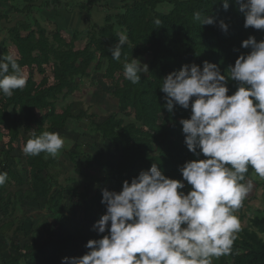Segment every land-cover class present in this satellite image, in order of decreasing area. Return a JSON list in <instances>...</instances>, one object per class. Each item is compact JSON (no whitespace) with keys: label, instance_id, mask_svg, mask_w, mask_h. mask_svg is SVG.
<instances>
[{"label":"trees","instance_id":"16d2710c","mask_svg":"<svg viewBox=\"0 0 264 264\" xmlns=\"http://www.w3.org/2000/svg\"><path fill=\"white\" fill-rule=\"evenodd\" d=\"M95 7L105 12L100 22H95L90 15ZM12 8L20 18L6 31L19 65L28 69V77L26 86L15 90L11 97L0 94V130H6L9 138L8 150L4 152L7 159L0 161V172H6L8 177L0 186L2 216L8 215L10 203L9 196H2L4 188L11 181L18 185L27 183L9 164L13 143L22 133L59 132L72 124L71 119L84 117V109H80L77 116L72 113L71 102L63 105L61 111H58V105L75 95L77 82L92 72H102L112 82V96L117 100L116 112L101 122L91 121L82 130L107 140L109 161L83 151L78 144L75 150L68 152L83 176L84 184H60L59 176L65 169L58 156L26 155L29 198L53 209L62 204L64 192H67L69 202L81 211L82 219L63 218L55 226L48 225L41 239L33 237L23 246L16 240L21 228L17 226L10 240L11 251L0 264H21V260L28 264H62L65 257H79L89 251L85 247L89 239H99L107 234L93 229L106 211L105 204L101 203L102 189L121 191L125 180L130 183L153 163H157L166 176L181 180L179 169L186 161L204 159L203 154L197 157L189 151L184 142L180 121L190 118V109L174 105L169 112L165 107V94L159 88L163 78L185 64L195 63L202 69L205 61L215 63L222 74H227L239 55H246L251 50L242 47V41L254 36L259 42L264 39V30L244 27L245 18L235 0H229L227 10L223 8L222 0H79L72 3L23 0L22 6L13 4ZM46 9L84 11L87 27L71 30L68 36L61 28L49 32L33 13ZM197 11L202 17H214L215 22L201 25L193 19ZM156 20L161 24L157 25ZM221 20L228 24L227 31L219 27ZM119 34H126L128 40L117 61L111 56L110 47L117 43ZM134 58L148 66V72L141 73V81L137 84H132L123 75L124 63ZM47 68L51 70L50 75L46 74ZM36 74L42 76L40 80L36 79ZM227 87L228 95H231L237 90L238 82L229 80ZM120 114L132 115V119L126 121ZM118 155L119 160L114 165L112 161ZM254 174L249 168L246 181L262 188L264 195V179L259 180ZM91 181L95 183L93 192L90 191ZM54 185L59 188L53 189ZM248 204L246 197L236 211L241 227L231 253L213 258L212 264L229 261L232 264H264V206L246 216L244 206Z\"/></svg>","mask_w":264,"mask_h":264},{"label":"clouds","instance_id":"9594fccd","mask_svg":"<svg viewBox=\"0 0 264 264\" xmlns=\"http://www.w3.org/2000/svg\"><path fill=\"white\" fill-rule=\"evenodd\" d=\"M244 16V27L264 30V0H235ZM225 10L229 0H222ZM193 19L211 25L214 17L194 12ZM157 25L161 24L156 20ZM227 31L228 24L219 21ZM119 34L110 47L119 61L127 43ZM250 52L240 54L227 74L215 63L203 68L185 64L163 78L159 87L169 112L174 105L190 109V118L181 119L189 151L204 159L186 161L180 167L183 180L166 176L153 163L141 170L122 190L102 189L105 213L93 229L105 233L89 239L84 255L63 258L62 264H212L213 258L230 254L240 230L235 212L253 189L246 181L251 168L264 179V39L254 36L242 41ZM148 66L134 58L123 65V75L132 84L141 81ZM238 82L228 95L227 82ZM27 77L18 58L9 53L0 57V94L11 97L22 90ZM65 148L58 133L33 131L22 148L25 155L46 153L55 158ZM0 172V186L7 180ZM191 186L185 193V183Z\"/></svg>","mask_w":264,"mask_h":264},{"label":"rangeland","instance_id":"374dc122","mask_svg":"<svg viewBox=\"0 0 264 264\" xmlns=\"http://www.w3.org/2000/svg\"><path fill=\"white\" fill-rule=\"evenodd\" d=\"M55 2H76L79 0H52ZM13 4L18 6L23 5V0H0V16L6 15V18L0 17V57L12 53L16 56V50L13 44L10 42L6 28L12 26L15 21L20 18L17 13L13 11ZM165 9V8H164ZM97 8L91 10V17L95 22H100L105 16V12L97 10L99 15L95 14ZM77 9L72 12H67L62 9L58 12L46 9L43 12H33L37 17L40 24L52 32L56 28L65 29L64 34L68 36L71 30L82 29L87 27V13L84 17H80ZM94 13V14H93ZM24 75L28 77V69L23 68ZM46 74L50 75L51 70L47 68ZM42 76L36 74V79L40 80ZM78 91L75 95L68 97L65 101L60 102L58 105V111H61L63 105L67 102L73 103L71 111L74 115H79L80 109H84L86 115L81 119H71V125L58 133L65 140V148L61 150L58 155L60 165L65 169V172L59 176V182L62 185L67 184H84L83 176L77 171L74 163L70 160L68 152L75 150V146L81 145L83 151L97 154L101 160L109 161L107 151V140L102 139L99 134L88 135L82 130L89 125L91 121L101 122L111 113L116 112L117 100L112 96L113 84L107 80L102 72H92L90 76L83 81H78ZM126 121L132 119V115L126 116L120 114ZM32 131L23 132L22 136L13 143V150L9 153V164L27 181L24 185H18L14 181H11L5 189L3 197L9 196L10 203L7 216H2L0 212V262L9 255L10 240L14 229L20 226L18 232V238L16 239L20 246L28 244L31 238L37 240L44 236V230L48 225H57L59 221L66 217L74 218L73 220H81L82 213L76 207L72 206L69 202L68 193L64 192V199L62 204L53 209L45 207L44 203L38 200L29 198L30 192L29 180H28V166L26 163V155L23 153L22 148L26 141L30 138ZM8 136L7 131L0 130V161H5V151L8 150ZM81 161L83 157L79 158ZM119 160V155L113 159L112 163L116 165ZM256 178L262 180L258 175L254 174ZM72 179V180H71ZM183 180V179H181ZM91 185V192L95 189V183L89 182ZM183 191L187 193L191 186L186 181ZM253 183V189L248 194L247 199L249 204L244 206L246 216L256 213L264 206V195L262 188H256V184ZM59 188L54 185L53 189ZM249 207V209L247 208ZM235 215L239 218L238 212ZM246 218L243 220V224L246 222ZM237 234V233H236ZM235 234V235H236ZM58 235V234H57ZM21 264H28L21 260ZM226 264H232L230 261Z\"/></svg>","mask_w":264,"mask_h":264},{"label":"crops","instance_id":"0c3cea01","mask_svg":"<svg viewBox=\"0 0 264 264\" xmlns=\"http://www.w3.org/2000/svg\"><path fill=\"white\" fill-rule=\"evenodd\" d=\"M76 13H78V15L80 16V17H84L85 15H86V12H84V11H79L78 9H77V12H75V14ZM96 15L99 13L97 10H95V12H94ZM93 13V14H94ZM91 14H92V12H91ZM77 15V14H76ZM99 15V14H98Z\"/></svg>","mask_w":264,"mask_h":264}]
</instances>
